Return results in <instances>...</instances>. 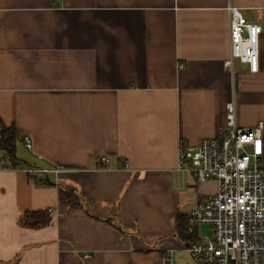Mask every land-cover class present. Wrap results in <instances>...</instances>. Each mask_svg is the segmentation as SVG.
<instances>
[{
	"label": "crops",
	"instance_id": "obj_1",
	"mask_svg": "<svg viewBox=\"0 0 264 264\" xmlns=\"http://www.w3.org/2000/svg\"><path fill=\"white\" fill-rule=\"evenodd\" d=\"M229 7L261 27L256 73L223 66ZM228 102L262 122L264 166V0H0V120L21 134L16 168L0 151V264H198L173 219L217 182L177 169V144L223 135ZM60 188L83 209L60 213Z\"/></svg>",
	"mask_w": 264,
	"mask_h": 264
},
{
	"label": "built area",
	"instance_id": "obj_2",
	"mask_svg": "<svg viewBox=\"0 0 264 264\" xmlns=\"http://www.w3.org/2000/svg\"><path fill=\"white\" fill-rule=\"evenodd\" d=\"M229 57L223 62L232 68L236 60L248 71H258L261 27L244 20L237 8L229 7ZM223 135L205 138L194 146L182 140L177 144V169L198 181L217 182L215 193L198 201L186 214L189 232L199 226L208 228L207 236L184 245V250L198 264L264 263V166L262 122L251 128L237 126L233 102L225 105ZM25 145L29 140L25 138ZM102 163H107L101 157ZM27 174L59 172L55 168L30 167ZM36 180V179H35ZM37 181V180H36ZM84 254L83 258H88Z\"/></svg>",
	"mask_w": 264,
	"mask_h": 264
},
{
	"label": "trees",
	"instance_id": "obj_3",
	"mask_svg": "<svg viewBox=\"0 0 264 264\" xmlns=\"http://www.w3.org/2000/svg\"><path fill=\"white\" fill-rule=\"evenodd\" d=\"M21 141V134L14 125L5 126L0 120V151L4 160L7 161L8 167L16 168L21 160L15 152L16 144ZM23 163V162H22ZM85 201L72 188H60L58 191L57 209L62 214H71L83 209ZM49 210L26 211L18 219L21 227L38 229L51 223ZM85 215L92 216L84 210ZM186 215L175 214L173 219L174 235L183 244L197 242L199 240L195 228L192 232L188 231Z\"/></svg>",
	"mask_w": 264,
	"mask_h": 264
},
{
	"label": "rangeland",
	"instance_id": "obj_4",
	"mask_svg": "<svg viewBox=\"0 0 264 264\" xmlns=\"http://www.w3.org/2000/svg\"><path fill=\"white\" fill-rule=\"evenodd\" d=\"M186 254H187V256H188V258H189L190 262H192V263H193V259L191 258V256H190L188 253H186Z\"/></svg>",
	"mask_w": 264,
	"mask_h": 264
}]
</instances>
